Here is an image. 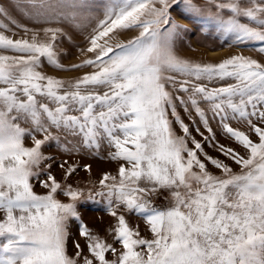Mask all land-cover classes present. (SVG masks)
I'll return each instance as SVG.
<instances>
[{"label":"snow or ice","instance_id":"6c2138e0","mask_svg":"<svg viewBox=\"0 0 264 264\" xmlns=\"http://www.w3.org/2000/svg\"><path fill=\"white\" fill-rule=\"evenodd\" d=\"M0 264H264V0H0Z\"/></svg>","mask_w":264,"mask_h":264},{"label":"rangeland","instance_id":"374dc122","mask_svg":"<svg viewBox=\"0 0 264 264\" xmlns=\"http://www.w3.org/2000/svg\"><path fill=\"white\" fill-rule=\"evenodd\" d=\"M186 23V22H185ZM135 33H126L125 35L129 38L131 35ZM124 38V37H121ZM79 39V37H77ZM189 45L191 47H189ZM64 47L69 48L70 51H75V49H71L70 45L65 42ZM240 51L238 48H229L227 45H221L219 40H213L211 38H207L205 36H188L185 37L184 40L180 44V54L186 57H190L192 59L201 60V61H210V62H218L221 58L225 56ZM247 54V53H246ZM74 60L73 57H69L68 60H65L64 63H69ZM51 71V69H47ZM63 75H78V73H67ZM199 138V137H198ZM210 154H215L211 148L206 149ZM104 167H108L106 164ZM114 167V166H113ZM111 170V169H109ZM96 169L94 168V172ZM80 176L83 178H87V174L80 172ZM36 191L40 192L42 189L37 186ZM93 216H98V213L92 210L91 208L89 211L85 212V220L86 222H91V218Z\"/></svg>","mask_w":264,"mask_h":264}]
</instances>
